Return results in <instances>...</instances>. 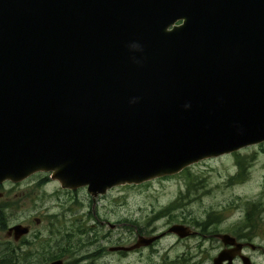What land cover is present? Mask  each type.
<instances>
[{"label": "water", "instance_id": "95a60500", "mask_svg": "<svg viewBox=\"0 0 264 264\" xmlns=\"http://www.w3.org/2000/svg\"><path fill=\"white\" fill-rule=\"evenodd\" d=\"M263 142L264 0H0V184L96 197Z\"/></svg>", "mask_w": 264, "mask_h": 264}, {"label": "rangeland", "instance_id": "374dc122", "mask_svg": "<svg viewBox=\"0 0 264 264\" xmlns=\"http://www.w3.org/2000/svg\"><path fill=\"white\" fill-rule=\"evenodd\" d=\"M44 176L48 177L49 184H37ZM50 181L53 180L48 174L38 173L20 183L1 184V203L18 202L17 208L8 211V223L32 216L40 224L32 229L45 231L50 222L47 215L59 213V209L66 212L61 223L68 227L76 223L71 221L72 218L78 219L79 215L88 212L111 224L126 223L132 212L143 213L135 212L142 208L147 210L145 214L150 218L153 213L160 214V223L167 218L164 215L167 212L171 218L188 224L192 217L199 221L209 217L215 223L209 231L247 235L260 248L254 252L246 250L245 255L253 264H264V142L203 160L173 176L114 187L95 199L85 188L67 191L57 182ZM68 210L72 214H68ZM251 211H254L253 215ZM116 229L118 233L126 232L119 227ZM4 242L1 235V243ZM189 251L195 255L193 260L209 264L217 246L211 241L200 242L199 237L190 238L183 240L170 256Z\"/></svg>", "mask_w": 264, "mask_h": 264}, {"label": "flooded vegetation", "instance_id": "af4514ba", "mask_svg": "<svg viewBox=\"0 0 264 264\" xmlns=\"http://www.w3.org/2000/svg\"><path fill=\"white\" fill-rule=\"evenodd\" d=\"M48 181V177L44 176L37 184L44 186L49 184ZM17 203V201L12 204L1 203L0 192V264H203L193 260L195 255L191 251L170 256L183 240L198 237L200 242L211 241L216 244L217 251L209 263L214 264L218 255L230 248L225 246L219 238V235L223 234L229 235L236 243L243 245L240 252L232 258V264H242L241 256L250 259L245 255L246 250L254 252L260 248L245 234L209 231L210 226L215 224L209 220V217L203 221L192 217L188 224L171 218L170 212H167L164 214L167 218L160 223L158 217L160 214L153 213L151 214L153 217L150 218L148 214H145L147 210L144 208L135 209V212L137 210L143 213L132 212L126 218V223L111 224L88 212L82 216L79 215L78 219L72 218L71 221L75 220L76 223L69 227L61 223L66 212L59 209V213L47 215L50 222L46 225L45 231H35L32 228L40 226L36 217L29 216L22 221L8 223V211H11L12 207L17 208ZM79 204L83 206V203L79 202ZM68 214L72 213L68 210ZM54 219H57V222H54ZM17 226L21 227L20 232L14 231ZM173 226H183V231L180 233L188 235L181 237L177 234L178 232L170 231ZM116 227L126 232L118 233ZM1 235L5 241L4 244L1 243ZM153 238L152 242H148ZM249 245H252L253 249ZM228 263V260H225L222 264ZM251 264H253L252 261Z\"/></svg>", "mask_w": 264, "mask_h": 264}, {"label": "trees", "instance_id": "16d2710c", "mask_svg": "<svg viewBox=\"0 0 264 264\" xmlns=\"http://www.w3.org/2000/svg\"><path fill=\"white\" fill-rule=\"evenodd\" d=\"M182 172H183V171H182ZM253 212H254V211H251V215H253ZM249 215H250V214H249ZM249 219H250V218H249Z\"/></svg>", "mask_w": 264, "mask_h": 264}, {"label": "bare ground", "instance_id": "6f19581e", "mask_svg": "<svg viewBox=\"0 0 264 264\" xmlns=\"http://www.w3.org/2000/svg\"><path fill=\"white\" fill-rule=\"evenodd\" d=\"M180 22H178L177 24H179Z\"/></svg>", "mask_w": 264, "mask_h": 264}]
</instances>
